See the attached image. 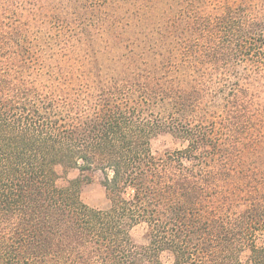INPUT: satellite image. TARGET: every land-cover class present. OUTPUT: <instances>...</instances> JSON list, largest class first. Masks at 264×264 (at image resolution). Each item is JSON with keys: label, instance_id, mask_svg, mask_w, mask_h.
Segmentation results:
<instances>
[{"label": "trees", "instance_id": "1", "mask_svg": "<svg viewBox=\"0 0 264 264\" xmlns=\"http://www.w3.org/2000/svg\"><path fill=\"white\" fill-rule=\"evenodd\" d=\"M11 2L0 0V264H164L163 252L167 264H244L245 251L264 264V0L187 2L175 52L94 73L56 51L58 33L30 52ZM161 134L184 149L154 154ZM69 169L98 172L109 208L58 186Z\"/></svg>", "mask_w": 264, "mask_h": 264}, {"label": "rangeland", "instance_id": "2", "mask_svg": "<svg viewBox=\"0 0 264 264\" xmlns=\"http://www.w3.org/2000/svg\"><path fill=\"white\" fill-rule=\"evenodd\" d=\"M187 2L191 6L193 0H12L9 4L17 8L18 30H31L26 37L30 52L38 54L36 42H54L58 36L63 45L58 44L55 50L77 57L79 64L75 65L94 73V68L118 69L128 57L142 55L153 62L160 60L162 53L175 52L178 10L188 8ZM184 146L170 134H161L151 142L154 154L182 150ZM59 174L57 185L73 182L84 205L101 211L109 208L98 172L82 174L69 169L59 170ZM130 236L138 248L147 246L148 233L143 224L133 227ZM248 254L245 251L241 255L244 264ZM159 260L167 264L171 257L163 252Z\"/></svg>", "mask_w": 264, "mask_h": 264}]
</instances>
